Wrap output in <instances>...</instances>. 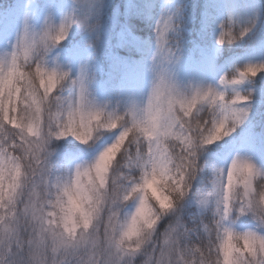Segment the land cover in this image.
Returning <instances> with one entry per match:
<instances>
[{
    "label": "clouds",
    "instance_id": "9594fccd",
    "mask_svg": "<svg viewBox=\"0 0 264 264\" xmlns=\"http://www.w3.org/2000/svg\"><path fill=\"white\" fill-rule=\"evenodd\" d=\"M95 3L99 11L103 0ZM87 27L98 32V16ZM179 28L171 17L157 24L159 60L151 68L149 87L142 99L119 110L90 99L83 73L73 78L67 70L48 66L62 40L42 43L47 27L21 34L12 51L0 55V93L16 92L19 86L28 102L20 108L21 122L31 128L26 143L0 155V264H89L91 249L102 256L100 264H264V170L247 157H233L192 192L204 172L201 156L248 117L249 97L240 88L245 80L234 83L235 73L221 76L215 85L178 82L172 66L179 59ZM226 29L232 32L227 44L248 30H237L228 20L220 25L217 45L225 44L218 40ZM37 64L56 73L51 84L41 77L45 91L55 85L46 104L32 74ZM130 127L127 147L117 152L114 144ZM60 130H71L60 140L81 145L116 135L90 161L60 172L53 166V145L60 140L53 136L43 153L33 147ZM37 156L46 183L33 179ZM189 198L199 223L186 227L179 210ZM242 217L252 226L238 230ZM165 218L169 223L158 231ZM68 238L80 245L76 256L63 255ZM157 246L159 256L153 251Z\"/></svg>",
    "mask_w": 264,
    "mask_h": 264
},
{
    "label": "trees",
    "instance_id": "16d2710c",
    "mask_svg": "<svg viewBox=\"0 0 264 264\" xmlns=\"http://www.w3.org/2000/svg\"><path fill=\"white\" fill-rule=\"evenodd\" d=\"M179 9L186 8L184 13V33L178 43L182 45L183 52L180 57L179 66L188 63L190 58L199 59L200 55L195 54V47L199 46L202 35L208 31V15L219 13L222 23L232 20L237 30L246 26L254 28L253 32L245 34L241 39L232 44H227L232 38L231 30H224L223 40L225 44L215 63L214 69L222 72V76H233L238 70L245 67L243 60L246 55L264 41V0H172ZM18 2L21 0H0V31L10 21L11 15ZM163 0H108L110 12L117 10L119 26L129 34L127 49L107 48L105 52L98 53L93 50L91 42L88 44V77L86 82L87 93L96 95L98 98H105L108 102L104 105L122 109L123 103L118 93L121 85L130 87L141 86L145 82V71L151 59L153 49L156 45L155 31L153 25L161 16ZM112 9V10H111ZM102 12L99 23L103 18L110 16V13ZM69 41L60 45L67 46ZM185 43V44H184ZM185 47H184V46ZM194 47V48H193ZM53 53V49L51 54ZM50 54V55H51ZM50 57V56H49ZM130 75H133L130 77ZM219 80V79H218ZM217 80V82H218ZM242 92L248 95L247 102L248 117L237 127L227 138V146L223 144L213 147L209 146L200 158L204 165L202 177L193 183L192 192L195 193L202 181H207L210 176L207 174L205 165L209 154L218 152L226 156L229 150H239L241 147L249 151H255L258 155H264V84L256 76L249 78L240 86ZM116 133L106 134L96 140L92 145L106 146L115 139ZM78 142L68 138L55 142V155L53 166L57 171H62V165L78 152ZM179 219L186 226L191 227L199 223L196 206L191 198L186 200L179 210ZM247 217H242L235 225L238 230H243L250 224ZM169 223V218L162 220L158 231H163Z\"/></svg>",
    "mask_w": 264,
    "mask_h": 264
},
{
    "label": "rangeland",
    "instance_id": "374dc122",
    "mask_svg": "<svg viewBox=\"0 0 264 264\" xmlns=\"http://www.w3.org/2000/svg\"><path fill=\"white\" fill-rule=\"evenodd\" d=\"M108 0H103V7L97 11L95 0H21L18 2L11 15L10 21L0 31V55L10 53L17 42L18 37L27 32L29 34H36L42 32L46 27L58 28L61 24L67 23V33L65 39L61 43L68 42L67 46L60 44L53 49V53L47 60L49 67L67 70L73 78L83 73L88 77V44L91 42L93 50L98 53L105 52L107 48L127 49V40L129 34L126 33L120 26L117 17V10L110 12L107 5ZM112 10V9H111ZM186 8L179 9V7L172 0H163L161 7V16L159 20L154 23L153 30L155 31L157 24L161 23L163 18L171 17L172 23L175 25L177 22L180 24L179 38L184 33L185 17L184 13ZM111 13L109 17L103 18L99 23V31H90L87 27L90 23L94 22L102 16V12ZM102 18V17H101ZM208 31L205 32L200 41L199 46L195 47V54L200 55L199 59L190 58L188 63L179 65L180 57H182L183 47L179 43V59L172 66L175 78L178 82L184 83L188 81L204 82L215 85L217 80L222 76V72H217L214 67L222 51L223 45L215 43L216 37L220 31L222 18L219 13H211L208 15ZM163 28V26H162ZM248 29L245 34L254 31V28L246 26ZM171 35V34H170ZM224 33L219 37L223 38ZM185 44V43H184ZM184 46V45H183ZM185 47V46H184ZM194 48V47H193ZM162 55V54H160ZM155 57V59H154ZM159 56L157 55L156 45L153 49L151 59L145 71V82L136 87L132 86L129 89L125 85H121L118 89L119 97L123 105L132 104L143 98L145 95L150 81H151V68L157 63ZM244 65H259L264 64V41L261 46L252 50L250 54L246 55L243 60ZM133 75H130L132 77ZM257 77L261 83L264 84V72L258 73ZM262 93L264 89L261 90ZM90 99L99 105L107 104L105 98H98L96 95H90ZM114 140V139H113ZM223 144V148L227 146V138L223 141L211 145L213 147ZM78 152H74L73 158L63 163L62 171H70L77 164L93 159L104 145L95 144L81 145L78 144ZM54 147V145H53ZM242 156L250 159L258 168L264 170V155H258L256 150L249 151L244 147L239 150H229L226 156L213 152L208 155L206 160L205 169L207 174L211 177L214 169L226 168L233 157ZM252 224L247 225L245 228L251 227Z\"/></svg>",
    "mask_w": 264,
    "mask_h": 264
},
{
    "label": "snow or ice",
    "instance_id": "6c2138e0",
    "mask_svg": "<svg viewBox=\"0 0 264 264\" xmlns=\"http://www.w3.org/2000/svg\"><path fill=\"white\" fill-rule=\"evenodd\" d=\"M67 24H61L58 28L55 29V35H51L52 27H47V30L44 32L41 37V42L44 43L46 40H54L59 41L63 40L67 33ZM27 35V32H25ZM223 38L218 40V43H223ZM12 64L15 65V57L12 59ZM19 72H23V69H19ZM264 72V64L259 65H246L244 68L238 70L236 72V77H234L233 82L238 83L241 80H247L249 78H254L258 73ZM36 77V81L40 86V91L44 96L43 103H47L49 98L53 96L55 85H51L47 91L44 90V80L41 77H46L50 84L51 81L56 77L55 71L53 72H45V69L37 64L33 68V73ZM25 77L28 78L29 83H31V78L27 73L24 74ZM238 77V79H237ZM63 77H61L62 79ZM59 83V81H57ZM83 92V89H81ZM27 101L22 100L20 95L19 86H17V91L13 93H0V155L3 154V151L6 148H15L19 143H26L25 136L31 133V128H25L24 124L21 122L20 118V108L22 106H27ZM37 103L39 100L37 98ZM41 112H43V106L41 105ZM55 116V114H53ZM43 123V116L41 118ZM134 127V126H133ZM71 134V130L68 133L60 130L58 133H49L48 139H41L38 144L34 145L37 153L46 152V145L49 140L54 136L55 139L60 140L62 137ZM132 136V128H128L124 130L120 138L114 144V147L117 152L120 151L121 146L127 147L128 138ZM78 139L80 137H77ZM49 155H51L49 153ZM43 162L39 160V156H37L36 162L33 164V168L36 169V172L33 175L34 180L43 179L44 182H47L48 177L42 175ZM215 170V169H214ZM80 245L75 238H68L64 244L63 255L65 257H73L79 253ZM154 255L159 256V246L154 248ZM44 259H47V253L45 252ZM87 259L89 264H100L102 256L95 249H91L87 253Z\"/></svg>",
    "mask_w": 264,
    "mask_h": 264
}]
</instances>
